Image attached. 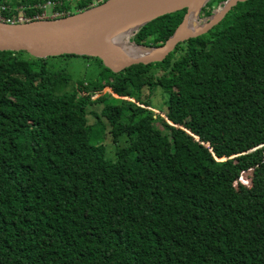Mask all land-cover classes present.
<instances>
[{"label": "trees", "instance_id": "16d2710c", "mask_svg": "<svg viewBox=\"0 0 264 264\" xmlns=\"http://www.w3.org/2000/svg\"><path fill=\"white\" fill-rule=\"evenodd\" d=\"M45 1L0 0V18ZM49 1L66 16L103 0ZM230 11L117 73L0 51V264H264V0ZM184 12L129 41L161 45Z\"/></svg>", "mask_w": 264, "mask_h": 264}, {"label": "water", "instance_id": "95a60500", "mask_svg": "<svg viewBox=\"0 0 264 264\" xmlns=\"http://www.w3.org/2000/svg\"><path fill=\"white\" fill-rule=\"evenodd\" d=\"M209 0H103L81 11L57 18L29 21L0 20V51H23L34 58L63 54L98 58L104 67L117 73L135 64L162 61L177 44L205 34L229 10L246 0H223L209 15L201 8ZM185 9L180 23L158 46L128 42L143 49L138 56L126 55L123 47L141 26L149 21ZM192 12L196 20L188 26L185 17ZM203 18H201V17ZM197 20L200 22L197 23ZM127 33L121 43L112 40ZM125 39V41H124ZM127 47V46H126Z\"/></svg>", "mask_w": 264, "mask_h": 264}, {"label": "rangeland", "instance_id": "374dc122", "mask_svg": "<svg viewBox=\"0 0 264 264\" xmlns=\"http://www.w3.org/2000/svg\"><path fill=\"white\" fill-rule=\"evenodd\" d=\"M18 9H19V12H18L17 15L21 16L22 15V11L20 10V8H18ZM45 11H46L47 17H49V13L51 12V7H47L45 9ZM231 15H232V11H230L229 13H227L217 25H215L214 27H212L213 29H211L210 31H208L206 33V35H209L210 33L215 32V30L218 29L221 25H223L224 23H226L227 21H229ZM199 17H201V16H199ZM201 18H203V17H201ZM199 22L200 21L197 20V23H199ZM128 42H130V41L127 38L126 39L127 46L129 45ZM178 55H180V53L176 54V56H178ZM68 67H69V70L72 73V76L77 79L82 74L83 62L80 59H78V58H71L68 61ZM113 96H115V95H113ZM152 101H153L154 106L156 107L155 109H160L161 107L164 106V101L161 100V98H160L159 95H156L153 98ZM91 109H94L95 111H98L99 110V106L93 105V106H91ZM155 111L157 113L159 112L158 110H155ZM87 121H88V123H93L95 121V118L92 115L88 114L87 115ZM106 149H107L108 153L113 152V146L111 144H106Z\"/></svg>", "mask_w": 264, "mask_h": 264}, {"label": "bare ground", "instance_id": "6f19581e", "mask_svg": "<svg viewBox=\"0 0 264 264\" xmlns=\"http://www.w3.org/2000/svg\"><path fill=\"white\" fill-rule=\"evenodd\" d=\"M196 20L195 16L193 15L192 12H188L186 17H185V21L187 23L188 26H190L194 21ZM127 35V33H124L122 35H118L117 37L113 38V42L114 43H121L120 41L125 38ZM125 41V39H124ZM126 44V41H125ZM127 46V45H126ZM123 47L125 54L126 55H130V56H138L140 54H142L144 51L142 48L134 46V45H128L127 47Z\"/></svg>", "mask_w": 264, "mask_h": 264}, {"label": "built area", "instance_id": "2783aa9c", "mask_svg": "<svg viewBox=\"0 0 264 264\" xmlns=\"http://www.w3.org/2000/svg\"><path fill=\"white\" fill-rule=\"evenodd\" d=\"M53 6V3L52 2H50L49 0H47V1H45L43 4H41L39 7L42 9V11L40 12V13H38V14H36L35 16H34V19L35 20H38V19H46V18H57V17H61L62 16V14L63 13H65V12H63V11H58V10H52L50 13H49V17H47V14H46V11H45V9L47 8V7H52ZM4 7L3 6H1V9H3ZM0 20H4V19H2V18H0ZM4 21H8V19H6V20H4ZM14 21V19H12L10 22H13ZM16 21H29V19L28 18H25V17H22V15L21 16H17L16 17Z\"/></svg>", "mask_w": 264, "mask_h": 264}]
</instances>
